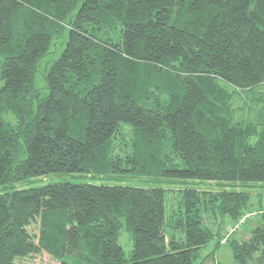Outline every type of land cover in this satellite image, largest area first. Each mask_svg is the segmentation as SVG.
Returning a JSON list of instances; mask_svg holds the SVG:
<instances>
[{
	"label": "trees",
	"instance_id": "1",
	"mask_svg": "<svg viewBox=\"0 0 264 264\" xmlns=\"http://www.w3.org/2000/svg\"><path fill=\"white\" fill-rule=\"evenodd\" d=\"M0 83V264H264V0H0Z\"/></svg>",
	"mask_w": 264,
	"mask_h": 264
},
{
	"label": "rangeland",
	"instance_id": "2",
	"mask_svg": "<svg viewBox=\"0 0 264 264\" xmlns=\"http://www.w3.org/2000/svg\"><path fill=\"white\" fill-rule=\"evenodd\" d=\"M66 33L63 35V39H65ZM57 44L53 45L50 49L51 54L48 56L42 58L39 63H38V73L36 75L35 79V87L37 88H43L44 87V82L41 77V73H45L46 69L52 62H54L60 55L63 47L60 45L59 40L56 41ZM1 86V83H0ZM40 92L44 93L45 90H40ZM260 92L262 93V101L264 102V85L261 87ZM264 113V110H263ZM3 118L8 121V122H14L15 118L11 113H8L3 116ZM129 132V130H127ZM59 180H69L74 183H87V182H92V181H98L99 183L102 184H121V185H128V186H134L138 181L133 177V175L129 172H120L119 174L113 173L111 175V178H96L95 180L89 179L87 177H77V176H63V177H46V178H41L39 180V183H46V182H52V181H59ZM137 181V182H136ZM208 184H201L198 187L200 190H217V186L215 184H210L209 186H205ZM188 186H191V184H188ZM184 185H179L177 189H183ZM176 189V188H174ZM251 194V203L252 207L251 210L256 211L257 210V205L258 202L261 201V208L264 210V188H254L250 190ZM259 222V217L257 214H254L246 224L243 226L237 228L236 232L233 233L230 236V239H235L238 241L246 240L250 237L251 235V230L257 225ZM227 221L225 222V226L222 228L221 233L222 235H226L228 233H231V227H228ZM234 226V225H233ZM167 230V235H169L171 230L166 228ZM119 244L122 247L125 256L128 257L131 253L132 249V243H131V237L130 235L122 230L119 236ZM213 253V257L210 259H214L215 262L220 263V264H233V258H232V253L230 251V248L228 244L221 242L219 246H216V239H213L210 241V243L202 250V255H207ZM33 264H58L54 260H52L48 255L46 254H41L32 257L29 259ZM206 264H209L206 262Z\"/></svg>",
	"mask_w": 264,
	"mask_h": 264
},
{
	"label": "built area",
	"instance_id": "3",
	"mask_svg": "<svg viewBox=\"0 0 264 264\" xmlns=\"http://www.w3.org/2000/svg\"><path fill=\"white\" fill-rule=\"evenodd\" d=\"M248 216H243L239 219L238 223L231 227V231L236 230L239 226L243 225Z\"/></svg>",
	"mask_w": 264,
	"mask_h": 264
},
{
	"label": "bare ground",
	"instance_id": "4",
	"mask_svg": "<svg viewBox=\"0 0 264 264\" xmlns=\"http://www.w3.org/2000/svg\"><path fill=\"white\" fill-rule=\"evenodd\" d=\"M240 227V226H239Z\"/></svg>",
	"mask_w": 264,
	"mask_h": 264
}]
</instances>
